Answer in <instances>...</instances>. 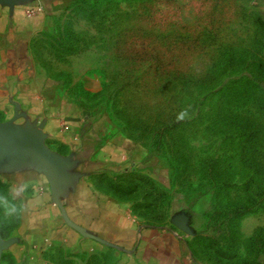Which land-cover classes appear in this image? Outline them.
I'll use <instances>...</instances> for the list:
<instances>
[{"label":"rangeland","instance_id":"rangeland-1","mask_svg":"<svg viewBox=\"0 0 264 264\" xmlns=\"http://www.w3.org/2000/svg\"><path fill=\"white\" fill-rule=\"evenodd\" d=\"M34 2L42 18L20 25L22 77L107 125L135 157L91 172L93 189L169 232L182 262L264 264V0ZM1 103L3 123L14 117ZM20 208L0 176V264H132L112 245L17 256Z\"/></svg>","mask_w":264,"mask_h":264},{"label":"crops","instance_id":"crops-1","mask_svg":"<svg viewBox=\"0 0 264 264\" xmlns=\"http://www.w3.org/2000/svg\"><path fill=\"white\" fill-rule=\"evenodd\" d=\"M12 2L0 5L1 109L15 123L40 132L52 160L46 172L31 144L11 135L0 141V176L21 205L14 231L17 256L24 248L35 255L40 247L62 242L89 251L112 245L132 264H188L180 259V243L169 232L143 226L125 206L93 189L91 172L125 169L135 164V157L107 125L37 79L22 77L26 32L20 25L42 17L26 13L38 5L34 0ZM30 258L32 263L35 257Z\"/></svg>","mask_w":264,"mask_h":264},{"label":"water","instance_id":"water-1","mask_svg":"<svg viewBox=\"0 0 264 264\" xmlns=\"http://www.w3.org/2000/svg\"><path fill=\"white\" fill-rule=\"evenodd\" d=\"M12 1L7 0L9 3H12ZM6 135H11L20 141L31 144L41 160L45 171L49 172L52 160L49 158L48 150L43 144V135L37 129L28 125H19L14 122L13 118L7 122L0 123V141L4 140Z\"/></svg>","mask_w":264,"mask_h":264},{"label":"built area","instance_id":"built-area-1","mask_svg":"<svg viewBox=\"0 0 264 264\" xmlns=\"http://www.w3.org/2000/svg\"><path fill=\"white\" fill-rule=\"evenodd\" d=\"M40 9H41V7H38V6L30 7L26 10V13L28 16H33L36 13H38Z\"/></svg>","mask_w":264,"mask_h":264},{"label":"clouds","instance_id":"clouds-1","mask_svg":"<svg viewBox=\"0 0 264 264\" xmlns=\"http://www.w3.org/2000/svg\"><path fill=\"white\" fill-rule=\"evenodd\" d=\"M186 113H181V116L179 118H183ZM23 190V188L21 189Z\"/></svg>","mask_w":264,"mask_h":264}]
</instances>
